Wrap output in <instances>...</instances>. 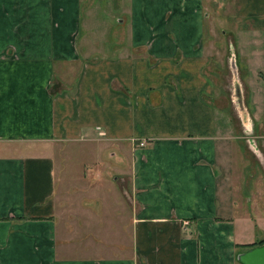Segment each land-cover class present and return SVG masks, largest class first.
I'll list each match as a JSON object with an SVG mask.
<instances>
[{"label":"crops","instance_id":"obj_1","mask_svg":"<svg viewBox=\"0 0 264 264\" xmlns=\"http://www.w3.org/2000/svg\"><path fill=\"white\" fill-rule=\"evenodd\" d=\"M220 8L221 35L204 0H0V264H243L264 0Z\"/></svg>","mask_w":264,"mask_h":264},{"label":"rangeland","instance_id":"obj_2","mask_svg":"<svg viewBox=\"0 0 264 264\" xmlns=\"http://www.w3.org/2000/svg\"><path fill=\"white\" fill-rule=\"evenodd\" d=\"M204 2L208 7L211 8V16H212V22H213V23H211V20L209 18L206 20V33L209 34L210 33L209 30L211 29V32L212 31L215 32L214 34H220V35L223 34L224 31L227 30L228 23H227V19H226L227 17H225L224 19L222 18V14L226 13V12L224 9H221L220 6L224 5L225 0H211V3H210V0H204ZM224 20H226V21L223 22ZM222 46H223V44H222ZM105 159H113V157L106 156ZM88 160H90V159H88ZM71 162L73 164L74 163L75 164L80 163L79 161H75V160H73ZM246 174H248V170H246ZM116 182H117L116 184L118 185V189L121 192H125L129 189L130 177L125 176L124 179L120 178ZM63 185H64V187L62 188L61 192L69 191V190H72V191L76 190V184H74V183H71V182L69 184L64 183ZM125 195H126V193H125ZM248 209L250 210L249 207H248ZM256 231L258 232V229ZM262 241H264V239L263 240L262 239L257 240L256 243L246 245V247H245L247 249L246 251L256 247V245L260 246Z\"/></svg>","mask_w":264,"mask_h":264},{"label":"water","instance_id":"obj_3","mask_svg":"<svg viewBox=\"0 0 264 264\" xmlns=\"http://www.w3.org/2000/svg\"><path fill=\"white\" fill-rule=\"evenodd\" d=\"M239 103L240 109L244 110L241 98ZM238 259L243 264H264V244L240 253Z\"/></svg>","mask_w":264,"mask_h":264},{"label":"built area","instance_id":"obj_4","mask_svg":"<svg viewBox=\"0 0 264 264\" xmlns=\"http://www.w3.org/2000/svg\"><path fill=\"white\" fill-rule=\"evenodd\" d=\"M141 145H144V143H141ZM188 224H189L188 220L184 221V225H188Z\"/></svg>","mask_w":264,"mask_h":264},{"label":"trees","instance_id":"obj_5","mask_svg":"<svg viewBox=\"0 0 264 264\" xmlns=\"http://www.w3.org/2000/svg\"><path fill=\"white\" fill-rule=\"evenodd\" d=\"M263 244H264V241L261 242V245H263Z\"/></svg>","mask_w":264,"mask_h":264}]
</instances>
